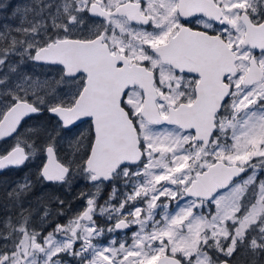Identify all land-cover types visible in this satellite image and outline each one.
<instances>
[{
	"label": "snow or ice",
	"instance_id": "6c2138e0",
	"mask_svg": "<svg viewBox=\"0 0 264 264\" xmlns=\"http://www.w3.org/2000/svg\"><path fill=\"white\" fill-rule=\"evenodd\" d=\"M13 16L0 27V141H13L0 170L39 152L37 179L96 191L46 232L20 205L0 230V264L264 255V0H30ZM25 60L55 67L67 90L20 72ZM44 112L54 129L24 127ZM85 123L62 155L61 133ZM32 186L7 193L14 207Z\"/></svg>",
	"mask_w": 264,
	"mask_h": 264
},
{
	"label": "rangeland",
	"instance_id": "374dc122",
	"mask_svg": "<svg viewBox=\"0 0 264 264\" xmlns=\"http://www.w3.org/2000/svg\"><path fill=\"white\" fill-rule=\"evenodd\" d=\"M4 1V0H0ZM12 8H8V14L3 10L4 5H0V27L4 25L17 26L19 23V18L13 16V9L15 7H22L25 3H30V0H9ZM6 71V69H5ZM20 72L31 76L32 78L40 79L41 81H49L52 88L56 92L62 93L67 90V85L64 83H57L60 80L58 70L55 67L44 66L39 63H34L30 60H25L20 65ZM25 128H36L40 129L41 132L44 130L51 131L56 127V120L54 117L50 116L47 112H44L40 115H34L32 119L28 120L24 126ZM88 125L81 124L79 128L73 129L71 133H61L64 139L61 142V147L63 149L62 155L69 156L71 155V146L69 144L70 140H74L81 132L87 130ZM23 132V129H21ZM13 143L12 140H7V142L0 141V151H3L9 144ZM42 153H37L31 160H29L25 166L19 167L17 171L12 172L11 174L4 175L5 177L0 176V212H2L3 217L0 220V230H2L3 223L9 219H15V215L19 214L20 205L25 210L24 215L30 216L31 225L37 230L41 231L46 229V227L53 223V221L59 217L64 218V220L59 221L60 223L53 224V228L56 224H65L71 218H73L85 205L84 199L81 198V193H93L96 191L95 187L85 181L84 179L77 178L73 181L71 185H60L54 183L43 182L37 179L39 167L42 164ZM8 172V171H6ZM5 172V173H6ZM25 178H29L32 181V189L27 193L24 198L18 202L17 206L14 207L11 200L7 197V193L10 192L17 183H23ZM119 189V194L124 191V189L117 184L116 186ZM112 191V186L102 185L101 191L99 193V199L107 200L109 194ZM59 201H63V205H60ZM116 202V201H115ZM54 204L56 206H54ZM61 206V207H60ZM47 210L49 213L46 219L44 217V212ZM63 213V215H60ZM104 218V217H103ZM105 223L102 226H107L105 220H102ZM135 228L132 229L134 231ZM132 231L121 232L118 234V239H123L125 236L130 237ZM130 242V241H129ZM234 255L241 257L247 261V259L260 260L259 258L264 255L252 256L249 252L244 249H239ZM250 255V257H249ZM71 257H66V260L69 261V264H73L70 260ZM224 258L223 256L220 257Z\"/></svg>",
	"mask_w": 264,
	"mask_h": 264
},
{
	"label": "flooded vegetation",
	"instance_id": "af4514ba",
	"mask_svg": "<svg viewBox=\"0 0 264 264\" xmlns=\"http://www.w3.org/2000/svg\"><path fill=\"white\" fill-rule=\"evenodd\" d=\"M98 22V21H97ZM91 23V22H90ZM259 53V50H257V54ZM18 168H8V169H5V170H0V176L2 175V177H5L4 175H6V174H11L12 172H15V171H17L18 173L20 172L19 170H17ZM6 171H8V172H6ZM6 172V173H5ZM107 185V184H106ZM109 186H111V185H109ZM117 186V185H116ZM98 203L99 204H103L104 203V200H101V199H98ZM114 203H115V201H114ZM54 206H56L55 204H54ZM61 207V206H60ZM84 207H85V205H84ZM83 207V208H84ZM83 208L80 210V211H82L83 210ZM79 211V212H80ZM78 212V213H79ZM17 215H15V217H16ZM2 217H3V214H2V212H0V220H2ZM61 219H62V221L64 220V218H62V217H59V218H57V219H55L54 221H53V223H51V224H49L47 227H46V229H45V232L46 231H51L52 230V228H53V224H55L56 222L57 223H60L59 221H61ZM102 220H105L103 217H97V223L98 224H100L101 226L105 223L104 221H102ZM65 259H66V257H65ZM71 260V262L73 263V264H75V261L72 259V258H70ZM223 259H228V263H230V264H247L246 263V260H244L242 257H241V255L239 256V257H237L236 255H234L233 257H231V258H222V260Z\"/></svg>",
	"mask_w": 264,
	"mask_h": 264
},
{
	"label": "trees",
	"instance_id": "16d2710c",
	"mask_svg": "<svg viewBox=\"0 0 264 264\" xmlns=\"http://www.w3.org/2000/svg\"><path fill=\"white\" fill-rule=\"evenodd\" d=\"M9 4H10L9 0H4V1L0 2V5H9ZM3 11L8 14V9L7 10H3ZM0 18H1V16H0ZM249 257H250V255H249ZM251 259H254V260H250L249 261V259H247L246 263L247 264H264L263 257L259 258L260 260H255L254 257L251 258Z\"/></svg>",
	"mask_w": 264,
	"mask_h": 264
},
{
	"label": "water",
	"instance_id": "95a60500",
	"mask_svg": "<svg viewBox=\"0 0 264 264\" xmlns=\"http://www.w3.org/2000/svg\"><path fill=\"white\" fill-rule=\"evenodd\" d=\"M38 63V62H37ZM40 64V63H39ZM5 170V169H4ZM228 264H230V263H228Z\"/></svg>",
	"mask_w": 264,
	"mask_h": 264
}]
</instances>
